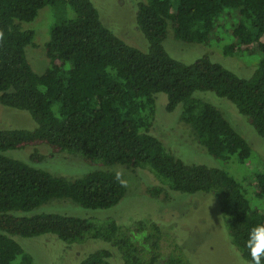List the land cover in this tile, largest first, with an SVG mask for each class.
Returning <instances> with one entry per match:
<instances>
[{
	"label": "trees",
	"instance_id": "trees-1",
	"mask_svg": "<svg viewBox=\"0 0 264 264\" xmlns=\"http://www.w3.org/2000/svg\"><path fill=\"white\" fill-rule=\"evenodd\" d=\"M45 6L53 10L44 44L50 62L40 74L27 56L36 30L25 25ZM137 23L146 50L105 25L93 0H0V104L28 111L36 122L34 129H0V264H35L15 236L47 233L69 244L102 239L124 264H192L155 220L126 226L113 217L35 212L53 198L110 209L127 193L116 171L70 179L3 153L31 146V160L40 162L46 157L41 145L89 163L148 168L179 193L216 195L234 247L250 262L248 234L264 224V168L247 179L231 174L250 161L253 148L219 108L194 93L230 100L264 141V0H142ZM170 25L184 42L258 58L256 68L241 77L208 55L190 63L177 59L164 44ZM157 93L167 95L169 112L182 104L181 120L222 167L187 163L153 134ZM112 257L102 248L80 264H113Z\"/></svg>",
	"mask_w": 264,
	"mask_h": 264
},
{
	"label": "rangeland",
	"instance_id": "rangeland-1",
	"mask_svg": "<svg viewBox=\"0 0 264 264\" xmlns=\"http://www.w3.org/2000/svg\"><path fill=\"white\" fill-rule=\"evenodd\" d=\"M142 0H93L100 11L104 24L137 47L146 50L148 41L137 23L138 4ZM52 8L44 7L34 21L26 24L36 30L35 44L27 47L28 59L37 73L42 74L50 59L45 49L48 26L52 20ZM55 13H53V18ZM168 52L177 59L190 63L203 55L232 69L241 77H249L256 68L258 58L251 56H227L221 52L219 44L211 46L188 43L175 37L172 26L164 42ZM156 116L152 132L158 136L166 148L187 163H204L222 167L223 163L209 154L198 140L193 128L181 120L182 104L169 112L166 109L167 95L157 93ZM200 97L219 108L231 124L251 144L253 156L244 166L230 169L235 177L249 178L256 170L264 168V141L249 124L246 117L230 100L211 91H197ZM36 122L28 111L0 104V129H34ZM34 147L10 149L6 155L23 160L52 174L76 179L96 169L122 170L128 181L125 198L110 209H86L68 198H53L37 208L35 212H57L82 217H113L119 223L130 226L137 220H155L169 235L172 244L182 248L192 264H249L234 247L227 230L226 218L222 214L220 200L214 194H183L171 190L148 168L126 165H105L89 163L82 157L67 152L52 154L47 145L38 147L45 154L40 162L31 160ZM233 167V164H232ZM231 167V168H232ZM161 187L159 194L153 188ZM26 251L34 257L35 264H80L89 253L107 248L113 251L112 263L124 264L119 252L102 239H84L69 244L56 235L47 233L35 237L15 236ZM170 240L165 244V252L170 251ZM168 245V246H167Z\"/></svg>",
	"mask_w": 264,
	"mask_h": 264
},
{
	"label": "clouds",
	"instance_id": "clouds-1",
	"mask_svg": "<svg viewBox=\"0 0 264 264\" xmlns=\"http://www.w3.org/2000/svg\"><path fill=\"white\" fill-rule=\"evenodd\" d=\"M2 36L3 34L0 33V38ZM115 180L121 187H126L128 184L122 170L115 172ZM246 247L251 257L249 264H262V258H264V224L256 225L250 230Z\"/></svg>",
	"mask_w": 264,
	"mask_h": 264
}]
</instances>
